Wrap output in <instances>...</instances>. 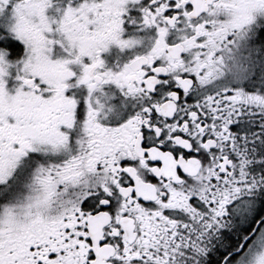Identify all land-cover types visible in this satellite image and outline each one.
<instances>
[{"label":"snow or ice","instance_id":"1","mask_svg":"<svg viewBox=\"0 0 264 264\" xmlns=\"http://www.w3.org/2000/svg\"><path fill=\"white\" fill-rule=\"evenodd\" d=\"M0 264H264V0H0Z\"/></svg>","mask_w":264,"mask_h":264}]
</instances>
